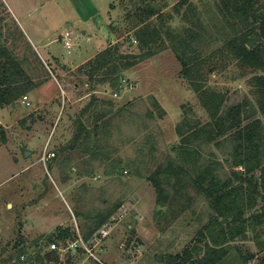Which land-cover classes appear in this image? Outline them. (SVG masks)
<instances>
[{"label":"rangeland","instance_id":"obj_1","mask_svg":"<svg viewBox=\"0 0 264 264\" xmlns=\"http://www.w3.org/2000/svg\"><path fill=\"white\" fill-rule=\"evenodd\" d=\"M41 1L0 3L27 10ZM104 1L114 2V9L108 14L109 23L99 24L101 36L95 44H105V39L115 36L113 44L119 45L120 53L141 52L134 36L135 12L147 5L158 7L168 30L181 34L189 28L199 33L192 47L208 58V67L215 66L206 76V86L225 92L227 105L244 97L255 104L248 82L252 72L241 69L233 59L212 55L230 33L218 11L220 0H187L184 4H178V0ZM4 5L0 7V46L11 50L36 85L25 93L26 99L20 96L10 104L0 105V126L5 135V142L0 137V264L34 262L29 257L38 249L49 250L50 244L45 246V242L59 228L68 227L76 238L79 233L85 239L84 233L94 225V216L108 211L112 212L106 221L112 222L108 234L91 244V252L65 249L74 238L61 239V262L69 256L72 264H101L98 260L104 264H164L161 259L167 254L181 252L193 244L203 246L199 232L215 215L203 194L186 178L189 185L182 196L169 206L159 207L155 204L156 191L148 180L158 165L168 160L182 161L176 126L184 118L197 125L209 121L197 94L180 72L174 41L162 33V43L154 47L156 53L121 70L117 86H112L111 81L89 82L72 64L78 61L77 52L84 40L75 26L71 28L72 24L63 18L55 24L37 15L33 26L42 39L62 32L61 41L66 30L75 34L73 46L55 41L56 60L44 63L22 31L25 22L16 23ZM46 6L45 10L51 8ZM61 7L66 13L62 14L71 15L70 3L63 0ZM150 20L151 25L158 24V17ZM47 64L53 68L49 70ZM77 119L86 129L78 139L74 137ZM195 144L201 154L200 164L217 161L221 177L229 175L232 144L228 137L217 143L201 139ZM44 148L53 153L46 160L41 159ZM262 229H248L245 239L233 241L221 264H264V245H258V241L264 242ZM235 246L243 253H254V258L243 262ZM20 248L26 254L14 261Z\"/></svg>","mask_w":264,"mask_h":264},{"label":"trees","instance_id":"obj_2","mask_svg":"<svg viewBox=\"0 0 264 264\" xmlns=\"http://www.w3.org/2000/svg\"><path fill=\"white\" fill-rule=\"evenodd\" d=\"M186 2L187 0H178L177 3ZM137 10L134 25L137 29L134 36L142 51L136 54L120 53L119 45H108L79 65L78 70L87 76L89 82L111 81L112 86H117L121 70L128 69L156 53L154 47L162 43V33H165L171 42L174 41L173 50L181 64L180 72L197 94L209 121L195 125L184 118L185 120L176 126L181 137L177 150L182 161L175 163L168 160L165 164L158 165L149 174L148 180L156 191L155 204L165 207L182 196L181 192L189 185L186 181L188 178L196 191L207 199L215 215L199 232L200 239H204L203 246L193 244L181 252L167 254L161 260L164 264H221L229 254L232 242L237 238L245 239L248 229L259 232L256 230L263 227L264 230V0H220L218 11L230 28V33L222 46L212 54L220 59H233L241 69H249L252 72L248 82L252 87L255 104L250 98L244 97L239 102L227 105L228 96L225 92L206 86V76L215 66L208 67V58L201 56L192 47L200 38L199 33L189 28L181 34L168 30L158 7L147 5ZM191 11L194 15L195 11L192 8ZM153 16L158 17L157 25L150 24V18ZM35 85L11 51L0 46V105L12 103L32 90ZM163 113L164 110L160 115ZM77 121L78 131L74 137L78 139L85 135L86 129L80 119ZM0 137L5 142L1 126ZM223 137H228L232 144V170L226 177L219 174V162L208 160L200 164L201 154L195 148V143L201 139L217 143ZM186 199L189 201L190 197L186 196ZM118 206L119 203L115 204L114 209ZM257 206L258 210H253ZM185 208L186 205L182 206L181 211ZM111 213H97L94 216V225L88 227L84 238L88 239L109 220ZM65 238L75 239L76 233L73 234L68 227L59 228L58 232L48 236L45 246H49L53 241L60 245L61 239ZM258 245L263 247L264 242L258 241ZM235 248L243 262L255 256L251 252L243 253L238 246ZM24 254V248L18 249L13 260L19 261ZM30 258L34 262L28 264H72L69 256L61 262L59 249H38L28 260Z\"/></svg>","mask_w":264,"mask_h":264},{"label":"crops","instance_id":"obj_3","mask_svg":"<svg viewBox=\"0 0 264 264\" xmlns=\"http://www.w3.org/2000/svg\"><path fill=\"white\" fill-rule=\"evenodd\" d=\"M62 2L63 0H61L59 4L55 0H43L38 6L34 5L32 9L27 10L22 9L19 6H15V9H13L10 5H8L7 8L2 2V4L0 3V7H3L2 5H4L5 9H7L6 11L10 13L11 17L16 23L20 22L22 24L23 21L25 22V27L23 25L25 31L22 29L21 30L32 45L39 59L44 63H49L52 60H56L57 55L54 52L53 44L55 41L61 43L59 37L62 32H59L56 37L42 39V36L38 35L37 31L35 30V25L33 26V23L37 21L38 14L40 17H48L49 21L55 24L58 22L59 18H63L65 21L67 20L72 24L71 28L72 26H75V31L81 33V38L84 40H82V46L77 52L76 58H79L78 61L76 63H72L75 67L83 64L101 49H104L108 45H112L116 41L114 40L115 36H110L108 39H105V44H103L101 41L95 44L100 35L98 26L99 24L109 23L108 18L110 15L108 14L112 9H114L112 7L114 2L108 3V1L104 0H65V3H70L71 5V15H68V17L62 14L65 13L61 7ZM46 5H49L51 8L45 10V8H47ZM47 66L48 69L50 67L53 68L52 65L47 64Z\"/></svg>","mask_w":264,"mask_h":264},{"label":"built area","instance_id":"obj_4","mask_svg":"<svg viewBox=\"0 0 264 264\" xmlns=\"http://www.w3.org/2000/svg\"><path fill=\"white\" fill-rule=\"evenodd\" d=\"M74 33L70 30H66L64 31V33L61 36V42L63 43V45H65L66 47H70L72 46V44L74 43ZM136 40L134 39V42ZM130 86H133L132 84H130ZM114 96H116L117 94L114 92L113 94ZM26 99V96H23V100ZM51 155H53V153H49L46 151V148H44L41 159L42 160H46L48 158L51 157ZM112 222H106L105 224H103L102 226H100L96 231H94L92 233V235L88 238V239H83L80 237V234L78 233V237L75 238L73 241H68L69 242V246L67 247H63L65 249L68 248H74V249H83L86 250L88 252H91L92 250V243H97V241L99 242L100 240H102L107 234V229H109V227L111 226ZM61 245H58L57 242L53 241L50 243V247L51 249H61L60 248ZM62 248V249H63ZM101 264H104L102 261L98 260Z\"/></svg>","mask_w":264,"mask_h":264},{"label":"water","instance_id":"obj_5","mask_svg":"<svg viewBox=\"0 0 264 264\" xmlns=\"http://www.w3.org/2000/svg\"><path fill=\"white\" fill-rule=\"evenodd\" d=\"M140 241V239H138ZM141 242V241H140Z\"/></svg>","mask_w":264,"mask_h":264}]
</instances>
